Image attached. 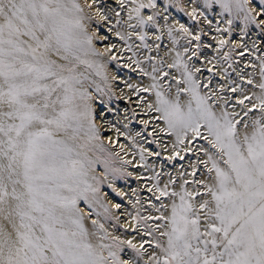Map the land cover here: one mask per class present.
I'll use <instances>...</instances> for the list:
<instances>
[{"label":"snow or ice","instance_id":"snow-or-ice-1","mask_svg":"<svg viewBox=\"0 0 264 264\" xmlns=\"http://www.w3.org/2000/svg\"><path fill=\"white\" fill-rule=\"evenodd\" d=\"M119 2L123 8L129 0ZM213 3L219 5L221 15H228L229 26L234 14H242L245 25L264 26V0L261 11L255 13L245 0H204V7ZM130 4L128 20L135 19L136 24L129 27L140 28L136 35L141 47L150 49L144 29L155 26V18L145 20L141 10L154 8V0L148 4L130 0ZM197 11L189 13L193 20ZM82 12L76 0H0V264H141L148 251L145 243L152 252L144 264H264V57L260 58L259 82L251 78L252 73L246 81L258 92L249 93L242 84L228 80L227 91L240 93L233 104L232 96L222 94L225 85L211 88V79L202 83L197 79L201 69L190 67L189 61L200 51L199 43L187 60L189 48L175 51L167 64L179 73L171 77L176 82L172 85L167 82L170 73L164 71L163 60L146 71L128 42L131 34L116 32L132 52L131 63L153 81L136 91L154 93L155 102L148 109L163 121L160 131L174 137L169 160H183L180 151L191 152L188 145L197 138L206 142L197 148L205 158L197 156L192 164L187 173L192 179L180 173L179 190L170 187L175 178L160 187L159 175L151 177L154 183L149 191L158 193L157 200L171 201L152 205L159 215H132L133 228L142 226L151 241H142L139 247L132 240L121 243L116 238L105 243L109 237L102 224L93 220L91 233L85 228L77 203L83 199L91 207L89 193L95 199L99 188L89 181L97 185L100 181L95 175L89 177L95 162L82 150L98 134L90 97L83 88L88 77L77 69L83 65L105 83L107 76L103 64L86 58L101 54L92 48ZM97 14L107 19L99 9ZM165 27L175 50L174 30ZM175 31L181 38L190 36V45L201 39L183 24ZM223 31L230 32V28ZM160 39L157 35L156 40ZM225 43L219 40L218 48ZM224 59H229L227 53ZM222 74L227 78L226 72ZM96 147L107 151L102 145ZM140 160L147 168L143 149ZM104 164L107 174L108 162ZM111 171L123 175L120 169ZM101 207L107 214L108 208ZM91 237H97L96 242ZM125 248L134 255L122 259Z\"/></svg>","mask_w":264,"mask_h":264},{"label":"rangeland","instance_id":"rangeland-1","mask_svg":"<svg viewBox=\"0 0 264 264\" xmlns=\"http://www.w3.org/2000/svg\"><path fill=\"white\" fill-rule=\"evenodd\" d=\"M90 2L95 9L100 10L101 14H106L107 19L100 18L98 21L97 12L92 13L93 9L89 7L82 12L85 17L83 24L88 35L93 38L92 48L101 54L99 57L89 55L86 58L104 65L107 83L95 76L91 69L83 65L78 67L77 71L88 77L83 88L90 97L88 103L92 110V122L98 134V139L91 141L90 145L82 151L95 162L94 170L89 171V177L95 175L100 183L97 185L96 181H89L99 188V191L95 193V199L89 193L92 206L89 207L88 203L81 199L77 203V208L81 214L88 213L85 215L89 220H96L103 225L102 231L109 237L108 241H104L105 243L110 242L113 237L121 243L125 240H132L139 247L142 241H151L152 237L144 235V229L140 225L133 228L132 215L139 213L142 217L156 216L160 213L152 205L159 207L161 200L164 203L171 202L168 198L157 200L158 193L149 191L154 183L151 177L159 175L160 187H163L170 178H175L176 183L170 187L179 190V185L183 182L180 173L185 172V179H192L187 173L192 171L191 166L195 163L197 156L201 159L205 158L202 153L197 152V148L200 145L206 146V142L197 138L191 145H188L192 148L191 152L180 151V155L184 157L183 160L179 157L169 160L173 154L174 137L160 131L165 127L163 121L156 118L158 113L148 109V104L154 103V93L136 91L137 88H147L146 83L151 84L153 81L149 76L144 75L136 64L131 63L129 57L132 56V52L126 50L124 41L116 35V32H121L126 36L131 34L128 42L133 46L132 51L137 53L135 58L141 61V67L146 71L151 72L152 64L159 66L160 61L163 60L164 71L170 73L167 82L172 85L176 82L171 77L178 76L179 73L175 69L167 68V64L172 62L169 52L175 56L176 50L183 52V49L187 47L189 52L184 56L187 60L188 56L196 50L195 45L199 43L200 51L189 61L190 67L200 68L197 79L202 83H208L211 79L209 85L211 88L215 89L220 85H225L226 90L222 94L232 96L231 103L234 104L235 98L239 97L240 93L233 94L227 91L229 79L236 84H242L249 93L259 91L246 81L249 73L253 74L251 78L255 82H259L260 79V58L264 57V26L257 27L252 23L245 25L242 14H234L233 23L229 26L227 22L229 17L226 13L220 14L219 5L213 3L211 7H204V0L197 4H194V0H154V8L146 7L141 10V15L145 20L148 16L155 18V26L150 25L144 29L147 33L145 42L151 46L148 49L141 47V41L137 38L136 34L140 32V28L138 26L135 29L129 27L130 24H136L135 19L128 20L130 0L123 8L119 0H90ZM140 2L148 4L149 0H140ZM245 3L253 13L261 11V0H245ZM194 8L198 9L196 20L189 15ZM117 20L120 21L119 24ZM181 24L188 28L192 35L200 34V41L193 40L190 45L188 43L190 36L187 39L181 38V33L175 31ZM165 25L174 30L173 36L177 38L175 50H173ZM217 27L221 31L217 32ZM225 28H230V32L223 31ZM157 35L161 36L160 40H156ZM221 39L226 41L222 49L218 48V42ZM112 45L116 47L112 48ZM238 45L242 46L238 47ZM98 46L106 47V49L100 52ZM244 47L248 49L242 51ZM243 52L247 54H242ZM225 53L229 56L228 60L224 59ZM146 57H152V59L147 60ZM50 58L61 62L56 55L50 54ZM209 68L212 72L208 71ZM224 72L228 74L227 78L222 74ZM129 84L133 87L129 88ZM97 85H99V91L96 90ZM135 91V96L131 94L125 97V92ZM236 111H240L239 107ZM144 117L147 119L144 120ZM107 136L109 138L106 140ZM83 139V134H81V142ZM97 145H102L107 151L100 152ZM183 147L181 146V149ZM142 149L147 168L141 166L140 152ZM157 153L159 155H156ZM105 161L108 162L109 168L107 174H105ZM199 167L202 172L203 165ZM113 168L120 169L123 175L114 174L111 171ZM197 178H201L200 172L197 173ZM101 204L108 208L107 214ZM115 204H119L120 207H113ZM147 223L152 224L155 221L149 220ZM85 228L90 233L93 231L92 228ZM112 233L115 235L111 236ZM91 238L93 242H96L97 237ZM144 247L148 251L144 254L141 264H144L152 252L149 243H145ZM133 255L130 249L125 248L122 259H128Z\"/></svg>","mask_w":264,"mask_h":264},{"label":"bare ground","instance_id":"bare-ground-1","mask_svg":"<svg viewBox=\"0 0 264 264\" xmlns=\"http://www.w3.org/2000/svg\"><path fill=\"white\" fill-rule=\"evenodd\" d=\"M142 1H143V0H142ZM201 1H202V0H194V4L201 3ZM77 2H78V4L81 6V8L83 9V11H86L87 8L89 7V8H91V9H93V10H92V13H96V12H97V9L94 8V5H91L92 3L90 2V0H77ZM188 10H189V9H188ZM102 15H103V14H102ZM97 16H98V21H100V17H99L98 14H97ZM174 23H176V21H174ZM88 27H89V26H88ZM88 27H87V29H88ZM263 47H264V44H263ZM105 49H106V47L98 46V50H99L100 52H103ZM247 49H248L247 47H244V48H242V51H246ZM242 54H247V53H246V52H243ZM116 55H118V53H117ZM169 55H170L171 60H173L174 55H173L171 52H169ZM124 57H126V56H124ZM119 58H120V57H119ZM246 64H248V62H246ZM149 85H150V83L147 82V83H146V86H149ZM135 93H136V91H135V92H131V93H126V92H125V97L131 96V94H133L132 96H135ZM153 101L155 102V96H154V98H153ZM144 111H145V110H144ZM141 115L144 116L145 114H141ZM148 117H149V116H148ZM143 119L146 120L147 117H144ZM100 128H101V127H100ZM112 137H113V136H112ZM112 137H111V138H112ZM108 138H109V136H107L106 140H107ZM113 141H114V140H113ZM85 214H88V213L83 212L82 215H83V216H86ZM89 216H90V215H89ZM92 221H93V219H90V220H89L88 216L84 217V221H83L84 226L93 229ZM110 235H111V236H114L115 233H112V234H110ZM111 238H113V237H111Z\"/></svg>","mask_w":264,"mask_h":264}]
</instances>
